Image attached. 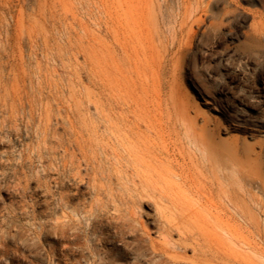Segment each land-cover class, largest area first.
<instances>
[{
  "label": "rangeland",
  "instance_id": "obj_1",
  "mask_svg": "<svg viewBox=\"0 0 264 264\" xmlns=\"http://www.w3.org/2000/svg\"><path fill=\"white\" fill-rule=\"evenodd\" d=\"M257 28L264 0H0V264H264V187L211 185L190 140L264 175Z\"/></svg>",
  "mask_w": 264,
  "mask_h": 264
},
{
  "label": "bare ground",
  "instance_id": "obj_2",
  "mask_svg": "<svg viewBox=\"0 0 264 264\" xmlns=\"http://www.w3.org/2000/svg\"><path fill=\"white\" fill-rule=\"evenodd\" d=\"M260 37H264V29H255ZM14 36V35H13ZM76 126V125H75ZM189 125L188 127H193ZM77 128V127H76ZM191 144L196 152L201 155H194L193 162L203 171L207 169L212 177L211 185H216L222 188L223 184L230 185L232 178L235 175L240 176L242 179L249 177L255 185L264 187V175L262 169L257 161V154L254 148H245L240 150L236 145L231 142L224 141L215 134L210 124L204 122L201 126L200 132L195 131L191 134ZM225 197L229 203H233L234 199L229 189L223 190ZM68 203V202H67ZM229 206V205H228ZM103 210V209H102ZM71 218V217H70ZM71 221V220H70ZM165 232L171 235L174 227L170 224L164 226ZM180 241H193L194 236H188L186 233L179 234ZM154 240V239H153ZM198 239H196L197 241ZM183 241V242H184ZM153 246L157 251L165 254L169 251L168 246H176V243L163 237L161 243L153 242ZM179 246H182L179 244ZM196 253L199 252L201 259L210 260L215 257L213 247L211 244L203 239V243H197Z\"/></svg>",
  "mask_w": 264,
  "mask_h": 264
}]
</instances>
